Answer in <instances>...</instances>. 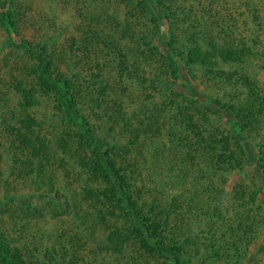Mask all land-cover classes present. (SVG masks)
<instances>
[{
	"label": "rangeland",
	"instance_id": "374dc122",
	"mask_svg": "<svg viewBox=\"0 0 264 264\" xmlns=\"http://www.w3.org/2000/svg\"><path fill=\"white\" fill-rule=\"evenodd\" d=\"M110 2L111 0H0V18L7 10L11 11V20L15 24L7 28L0 22V95L9 98V104L13 103L18 101V98H11L12 88L17 81L24 78L25 83L31 84L32 69L39 63V58L17 48V45L22 43L33 46L37 52L46 46L54 55L55 74L68 76L81 95H88L87 89L91 90L96 86L94 91L97 92V88L106 85L104 81L100 82V85L96 81L98 72H101L102 76L99 77L108 85L106 89H102L103 94H99L101 101H104L103 110L108 107L110 111L117 112L116 116L110 112L108 118H112V115L116 119L123 117L126 121L134 123L136 127L133 128L140 131L141 136L136 146L131 148L133 154L138 155L143 170V177L139 179L140 184L137 186L145 193L153 190L152 196L161 202L165 199L172 203L174 214L167 237L173 240V243H178L177 245L179 241L185 242L184 264H264V0L153 2V9L160 20V33L156 36L161 38V41L164 40L160 50L162 53L167 52L164 44L170 39L169 34L173 31L179 38L178 41L186 43L192 49L198 45L202 52L210 53L213 57L215 66L190 65L183 61L179 65L178 79L173 81L168 78L172 81L171 86L175 93H180L187 99H194L198 108L206 106L212 112L207 116L210 120L207 126L200 124L205 132H213V128L219 130L218 135L225 136L230 148H234V140L237 139L232 137L231 125L236 120L229 111L215 104V101L221 99L220 104H226L228 107L238 106V103L244 106L246 102L243 101L247 95H252L253 115L247 121L243 133L245 138L240 141L245 152L244 157L239 164L226 163L221 170L208 167L206 159L200 157L196 158L195 167L190 166L188 153L184 152L176 140L168 137V127L164 124L171 127L173 113L167 115L162 111L166 109L165 105H168L169 101L164 99L165 97L161 98L160 94L166 95V91L159 85L154 87V82H149L157 76L152 77L151 73L148 76L142 71V52L139 54L141 48L137 51L136 45L133 44L131 51H128L123 43H118L124 59H117L115 54H106L103 50L104 44L102 45L97 36L93 37L96 28H100L105 32L102 34L104 40L122 38L121 29L126 24L123 14L137 27V32H149L154 28L151 26L152 22H148L149 15L130 0H120L117 9H114ZM115 26L119 29L118 32L113 31ZM214 45L216 47H213ZM221 48L227 49V56H222ZM147 53L148 56L151 55L148 57L150 61H158L159 57L153 55L155 53ZM104 61L108 68L101 70ZM136 62L142 63L139 71H136ZM120 69L124 70V79L118 76L110 78ZM208 72L224 76L227 80H218ZM165 74L166 77L169 76V73ZM115 80L119 83H115ZM35 92L38 96L41 95L39 90ZM41 98L44 99L40 106H51L45 97ZM157 103L160 106H157ZM176 103L182 104L180 108L186 109V114L189 113L190 102L178 97ZM79 104L86 108L85 100L79 101ZM44 110H47L49 116L45 119L47 125L51 126L52 123L57 128L51 107ZM7 111V108H4L0 115ZM152 112L161 113L158 134L156 129L150 131L149 128ZM200 114L203 116L204 112ZM43 116L38 113L41 122ZM94 120L99 130L111 127L109 124L105 126V120L99 117ZM2 122L0 119V153L2 149L11 146V139L17 137L10 129L2 128ZM141 123L143 126H140ZM115 130L119 131V128ZM179 133V138L189 136L183 127ZM124 138V144L135 140L129 136ZM151 165L154 172L151 171ZM51 167L55 173L54 182H51V185L45 183L46 186L41 187V191H50L56 179L57 185L54 186L53 192L47 194L43 206L54 197L59 200V189L63 185L61 175L54 170L57 165L53 164ZM149 175L151 177H148ZM152 177L154 182L151 181ZM34 180L36 177L23 183L21 179L15 184L17 188H27L23 190L29 192L36 188L32 183ZM160 186H163L164 190ZM57 190L59 193L56 195ZM199 194L200 198L197 197ZM38 199L34 201V206L41 204L39 202L42 200ZM62 217V225L57 222L54 225H59L63 231L68 228L67 239L63 240L65 251L77 249L80 252L79 260L75 259L74 264H131V260L133 262L134 254L122 261L123 256L130 255L128 252L120 256H109L105 246L103 251L95 247L98 240L96 237L99 235L96 231L95 235L93 234L92 224L84 216L81 218L84 222L81 229L88 231L80 232L77 237L87 238H83L84 242H74L72 239L77 230L81 231L78 228H70V225L72 227L77 224L76 214H65ZM43 219V216H39L24 220L28 221V227L24 226L28 230L27 239L33 240V244L43 249L47 246H57L60 242L51 239V235L55 236L51 233L53 227L51 224L42 223ZM17 227L19 228L16 231L19 230L20 234L22 226ZM18 232L13 236L17 237ZM59 249L62 252V249ZM95 252L99 253L96 258ZM132 252L137 253L136 250ZM144 261V264H166L148 256L144 257ZM71 263L73 261L70 259L65 262Z\"/></svg>",
	"mask_w": 264,
	"mask_h": 264
},
{
	"label": "trees",
	"instance_id": "16d2710c",
	"mask_svg": "<svg viewBox=\"0 0 264 264\" xmlns=\"http://www.w3.org/2000/svg\"><path fill=\"white\" fill-rule=\"evenodd\" d=\"M119 1L111 0L110 4L117 9L120 5ZM130 1L149 15L148 22H152L151 26L154 28L149 32L147 30L137 32L135 29L137 27L126 14H123L126 24L121 29L122 38H106L105 41L102 35L105 32L100 28H96L93 37L97 36L102 45L104 44L103 50L106 54L107 52L111 55L115 54L117 59H124L118 43H123L125 50L128 51H131L133 44L136 45L137 51L141 48L139 54L142 52L144 66L142 71L145 75L149 76L151 73L152 77L157 76L155 80L150 79L149 82H154V87L159 85L166 91V95L160 94L161 98L165 97L164 99L169 101L168 105H165L166 109L162 111L167 115L173 113L171 127L164 124L168 127V137L176 140L184 152L188 153L190 166L197 165L195 163L197 157L206 159L208 167L213 169L221 170L226 163L230 162L234 165L239 164L245 153L240 141L245 138L243 133L254 109V106L252 107L254 100L250 92L243 101L246 102L244 106L238 103V106L228 107L226 104H220L221 99L215 101V104L229 111L236 120L231 125V131L232 137L237 140H234L235 147L230 148L228 139L218 135L219 130L213 128V132L206 131V133L201 127V123L207 126L210 121L207 118L212 114L209 108L206 106H202L203 109L198 108L194 99H187L180 93H175L171 86L172 81L168 79L171 78L173 81L178 79L179 65L183 61L190 65L215 66L212 55L202 52L198 45L192 49L186 43L178 41L179 38L173 31L169 34L170 39L164 44L167 52L162 53L160 50L164 40L161 41V38L156 36L160 33V20L153 9L154 0ZM11 18L12 12L7 10L0 18V22L7 28L14 26ZM111 30L110 28V32ZM114 30L118 32L119 29L115 26ZM17 48L25 50L31 56L37 55L39 63L32 69L31 84L25 83V79L22 78L13 86L11 98H18V101L15 100L9 104L10 99L0 95V113L4 108L8 110L0 115L3 121L1 127L10 129L17 136L13 140L8 139L11 146L2 149L0 153V264H65L68 259L73 261L71 264H74L75 259L79 260L80 252L72 248V251H65L63 240L67 239L68 228L63 231L62 227L54 225L55 222L61 224L64 220L62 215L65 214L69 216L76 214L77 217V224L72 227L70 225L71 229L81 230L79 232L77 230L76 236L72 239L74 242H84L83 238H87L77 237L80 232L88 231L81 229L84 225L81 218L84 216L91 222L93 234L95 235L96 231L99 235V237L95 236L98 239L95 247L103 251L105 246L109 256L113 254L120 256L128 252L130 255L123 256L122 261L134 254L131 264H144L145 256L166 264H184L185 242L181 243L178 240L179 245H177L178 243H173V240L167 237L174 214L172 203L165 199L161 202L152 196L153 190L145 193L137 186L139 179L143 177V170L142 165L139 164L138 155L133 154L131 148L136 146L141 136L140 131L137 128L134 129L135 124L126 121L121 115V119L113 118L117 112L110 111L108 107L103 110L104 101H101L100 95L103 94L102 89H106L107 83L99 77L102 76L101 72H98L96 81L99 85L104 81L106 85L97 88V92L94 91L96 86L91 90L87 89L88 95H81L68 76L55 74L54 55L47 50L46 46L39 52L33 46H27L24 43L17 45ZM221 50L222 56L228 55L226 48ZM147 51L155 53L153 55L159 57L158 61H150L148 57L150 58L151 55L148 56ZM213 54L215 55L216 52L214 51ZM136 63V71H139L142 63ZM103 64L101 70L108 68L106 61ZM165 73H169V76L166 77ZM208 74L218 80H227L214 72H208ZM124 75V70L120 69L110 78L118 76L124 79ZM114 82L119 83L116 80ZM35 90H39L41 95L38 96ZM41 97H45L51 106H40L44 99ZM178 97L190 102L188 114L185 112L186 109L180 108L182 104L176 103ZM171 99L173 100L170 102ZM84 100L87 104L86 108H82L79 104V101ZM157 106L160 104L157 103ZM48 107L53 110L52 117L58 125L57 128L53 126L54 124L50 123L51 126H49L47 121L45 122L49 116L44 109ZM110 112L113 113L112 118H108ZM203 112L204 115L201 116L200 113ZM38 113L41 116L44 115L43 122L39 120ZM150 115V131L156 129L157 133V129L161 127L159 126L161 113L152 112ZM97 117L105 120V126L109 124L111 127L100 128L102 130L100 131L94 124L96 123L94 118ZM12 122L15 123L12 124ZM140 126H143V123ZM117 127L119 131L115 130ZM182 127L189 136L179 138ZM124 136L135 140L133 142L129 140L124 144ZM218 145L219 148H217ZM53 164L57 165L54 170L61 175L63 185L59 189V200L57 201L54 197L43 206L47 194L50 191L53 192L54 186L57 185L56 179L50 191H41L45 183L51 185V182H54L55 173L51 167ZM151 171L154 172L153 165H151ZM34 177L36 180L32 183L36 188L29 192L23 190L27 188L16 187V181L22 179L25 183ZM151 181L154 182L153 177ZM160 187L164 190L163 186ZM59 192L57 190L56 195ZM199 196L200 194L197 197L200 198ZM37 198L42 202L34 206ZM41 207H43L42 210ZM39 216L44 217L42 223L51 224L53 227L51 233L55 236L51 235V239L58 240L57 243L60 242L57 244L58 247L47 246L44 249L41 247L42 250L40 246L33 244V240L27 239L28 230L24 226H27L28 221L24 220L39 218ZM74 220L73 217L72 221ZM18 225L22 226L20 234L19 230L16 231L19 228ZM16 232H18V238L13 236ZM134 250L137 253L132 252ZM97 254L99 253L95 252V258L98 257ZM112 261L114 262V259Z\"/></svg>",
	"mask_w": 264,
	"mask_h": 264
}]
</instances>
